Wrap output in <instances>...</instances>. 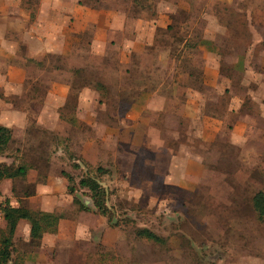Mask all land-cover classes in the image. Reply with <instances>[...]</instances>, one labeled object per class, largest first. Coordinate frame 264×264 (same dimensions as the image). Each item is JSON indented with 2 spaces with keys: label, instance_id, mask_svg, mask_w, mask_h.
Here are the masks:
<instances>
[{
  "label": "rangeland",
  "instance_id": "1",
  "mask_svg": "<svg viewBox=\"0 0 264 264\" xmlns=\"http://www.w3.org/2000/svg\"><path fill=\"white\" fill-rule=\"evenodd\" d=\"M75 1L0 0V125L16 127L0 164L27 170L0 182V205L51 212L40 209L46 205L60 217L57 231L35 242L25 220L13 237L16 263L264 264V217L252 206L253 195L264 192V121H258L264 105V0H78L116 11L122 25L97 47V64L87 54L89 30L66 46L70 22L60 10ZM159 13L167 21L154 30L146 63L131 61L126 75L117 63L122 40L133 39L137 30L131 20L151 21ZM168 24L175 30L167 31ZM205 59L218 71L220 88L238 91L241 114L253 118L242 140L229 138L230 125L201 141L195 122L180 117L181 96L187 88L197 90L200 77L204 81ZM84 84L94 94L82 100L92 105L76 117ZM208 88L206 113H221L230 97ZM141 90H157L161 97L154 105L167 107L139 108ZM63 173L89 210L73 200ZM87 175L106 190L110 218L98 214L87 190L78 187ZM141 228L159 240L137 235Z\"/></svg>",
  "mask_w": 264,
  "mask_h": 264
},
{
  "label": "crops",
  "instance_id": "2",
  "mask_svg": "<svg viewBox=\"0 0 264 264\" xmlns=\"http://www.w3.org/2000/svg\"><path fill=\"white\" fill-rule=\"evenodd\" d=\"M223 1V0H222ZM61 9L62 17H67L68 21L70 22V26L68 29V32H65L63 34H66L69 37L67 45H73L74 42L80 39L81 34L84 33V31L89 30L91 33L90 41L88 42V45L90 47V51L87 52L90 56L96 57L94 59L95 63L99 62L101 59L97 61V57H100V51H98L97 47H102L103 45L107 44L109 42L108 39V32L110 30H122V25L114 18V13H117L116 11L110 12L108 10H103L100 8H88L84 4L77 1L73 2L66 10ZM58 14V12H57ZM118 15V13H117ZM165 14L159 13L157 18L152 19L151 21H142L141 19H133L132 24L134 27H136L137 30H135L134 38L127 40L123 39L121 42V49H120V55H119V62L117 63L119 67L123 66V73L126 72V70H130L128 66L131 64V61L133 60L137 61L139 64L146 63L145 59V48L149 47L152 48L153 41L155 39V32L154 30L158 28L160 21L163 19L164 21H167V16L163 18ZM159 18V19H158ZM143 24V25H142ZM52 30L53 34L57 35V30H59L55 25L52 24ZM91 29V30H90ZM134 29H132L133 31ZM104 33V35H101ZM53 36V37H54ZM57 44L60 42L58 41V38H56ZM59 42V43H58ZM202 49L204 47L202 46ZM61 50V49H59ZM61 53V52H60ZM207 56L209 59V54L207 52V49L203 50V56ZM84 55L79 56L81 58L80 65L83 66V64L86 62L82 60V57ZM242 56V55H239ZM213 62H216V59L213 58ZM244 61V59L242 58ZM207 62V63H206ZM205 65L202 64L203 67V76H204V89L201 91H197L193 88H187L183 95L181 96V103L179 106V114L182 120L185 122H190L191 126L193 125V122H195L196 127L195 131L197 133V138L201 141H209L215 138V135L221 126H230L231 129H229L228 136L229 138H232L233 141H239L245 138L247 130L251 129L253 127V118L247 119L246 117L249 116L248 114H241L242 109V98L238 96L237 90H233V88L227 89V87L220 88L218 83V71L216 70L214 64L211 61L204 62ZM126 75L129 74V72L125 73ZM63 84H59V88L62 91L63 90ZM216 86L220 91V94L228 95L230 98H228V102H226V105L222 107V109H219L221 113H217L214 111V108H210L208 112L206 113V106H208V98L207 92L205 88ZM209 89V88H208ZM65 90V89H64ZM68 91V87H66V92ZM157 90H153L152 92H148L145 90L139 91L138 103L139 108H148L151 111H157V110H163L162 107H167V104L164 106H161L160 108H157L153 101L157 97H161L160 95L156 94ZM163 93V92H162ZM78 101L75 104V110H76V117H80L78 111H81L82 108L85 106L92 105L91 100L89 102L83 101V97H92L94 92L89 88V86H82L79 89L78 92ZM244 96H247L246 92H243ZM177 96V95H174ZM171 97V96H169ZM261 97V96H260ZM264 98V97H262ZM260 100V99H258ZM135 108L137 107L136 104L133 105ZM52 109H58L56 106H53ZM261 114L258 118V121L262 123L264 121V105H260ZM219 114V115H217ZM226 115H232L233 117H236V120L231 121L230 118H226ZM258 117V114H257ZM58 119V117H56ZM126 119L125 116L121 117L122 119ZM124 119V120H125ZM60 119H58L59 121ZM38 122L40 125L43 126V123H41V119H38ZM124 122V121H123ZM138 124V122H137ZM264 124V122L262 123ZM48 125V124H44ZM55 124H52L54 126ZM10 129H12V134H15V129L12 124H7ZM256 126V125H255ZM199 127H202L201 129ZM205 127V128H204ZM211 127V128H210ZM257 127V126H256ZM258 128V127H257ZM53 129V127H52ZM263 131V130H262ZM194 132V129L193 131ZM262 135V133H261ZM53 164V163H52ZM5 181V180H4ZM11 181V179H10ZM46 205L40 206V209L42 210H48L54 213L55 207L48 209L46 208ZM25 220L21 219L18 221L17 227L15 232H18V229L23 226ZM60 224V219L58 222V226Z\"/></svg>",
  "mask_w": 264,
  "mask_h": 264
},
{
  "label": "trees",
  "instance_id": "3",
  "mask_svg": "<svg viewBox=\"0 0 264 264\" xmlns=\"http://www.w3.org/2000/svg\"><path fill=\"white\" fill-rule=\"evenodd\" d=\"M81 3V2H80ZM167 31L173 30V26L168 24L166 27ZM175 30V29H174ZM173 38L176 39L173 35ZM180 41L182 40L180 37H177ZM186 40V39H185ZM221 44L225 41V47L230 46L231 42L228 38H220ZM187 42V41H185ZM228 42V43H227ZM187 43H185L186 45ZM199 46V45H198ZM194 47V46H192ZM187 76H193V73L188 71L186 73ZM198 74V76H201ZM84 80V79H83ZM96 85H100L98 82L94 83ZM82 86H85L82 85ZM204 89V84L201 80H199V85L197 86V90L201 91ZM243 104V103H242ZM229 127V126H228ZM12 137V131L9 127L5 125H0V155L4 153L8 143L10 142ZM99 173H104V169L101 167L97 168ZM26 167L19 165L13 166L8 164H0V182L5 179H12L16 177H23L26 175ZM66 176L68 185V192L73 196V200L78 203L79 208L82 210H89L87 206H84L80 201L75 197V192L77 190L76 186L72 183L73 179L70 175L63 173ZM78 187L80 189H85L88 192L89 197L92 200V204L95 208V211L103 216H107L110 218V209L106 205V190L100 184V182L92 177V176H84L81 177L78 182ZM2 213L3 219L5 220V230L1 231L0 229V264H23V262L16 263L13 258V237L15 234V230L18 224V221L21 219L27 220L30 224L29 234L30 238L33 242L40 240L43 233H55L58 229V222L60 217L55 215L53 212L46 211H37L32 212L21 206H11L10 204H2ZM252 206L256 211L258 217L261 219L264 217V192L259 190L257 191L252 198ZM137 235L144 236L149 239L159 240V238L150 230L146 228L137 229Z\"/></svg>",
  "mask_w": 264,
  "mask_h": 264
},
{
  "label": "built area",
  "instance_id": "4",
  "mask_svg": "<svg viewBox=\"0 0 264 264\" xmlns=\"http://www.w3.org/2000/svg\"><path fill=\"white\" fill-rule=\"evenodd\" d=\"M3 218V213H2V208H1V205H0V218Z\"/></svg>",
  "mask_w": 264,
  "mask_h": 264
}]
</instances>
